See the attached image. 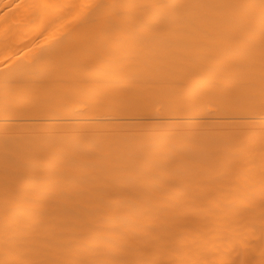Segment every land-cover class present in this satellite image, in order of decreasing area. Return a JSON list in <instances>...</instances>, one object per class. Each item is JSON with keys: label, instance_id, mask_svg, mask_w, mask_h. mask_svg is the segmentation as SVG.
<instances>
[{"label": "bare ground", "instance_id": "bare-ground-1", "mask_svg": "<svg viewBox=\"0 0 264 264\" xmlns=\"http://www.w3.org/2000/svg\"><path fill=\"white\" fill-rule=\"evenodd\" d=\"M0 30L22 32L17 46L7 37L0 47L15 46L0 50V264H264V0H0ZM81 30H106L96 33L105 41L82 35L92 36L89 45L73 43L83 69L59 38L72 44ZM206 30L236 34L215 33L221 42L209 49L215 39ZM189 31L208 38L207 52L198 40L184 47L186 39L184 50L153 53L157 41ZM46 35L58 50L53 41L42 49ZM97 42L101 50L86 49ZM31 46L38 53L25 50ZM154 60L170 67L161 86L163 64L157 71ZM57 66L69 71L59 75ZM136 96L171 100L159 106L170 114L159 115V101L154 117ZM26 99L54 113L73 103V113L101 112L67 116V108L55 117L38 105L45 116H27ZM113 106L115 115L102 116ZM198 110L204 114L193 116ZM126 130H137L135 143Z\"/></svg>", "mask_w": 264, "mask_h": 264}, {"label": "rangeland", "instance_id": "rangeland-1", "mask_svg": "<svg viewBox=\"0 0 264 264\" xmlns=\"http://www.w3.org/2000/svg\"><path fill=\"white\" fill-rule=\"evenodd\" d=\"M1 31H2V32H1ZM14 31H15V30H14ZM17 31H19V29H18ZM17 31H15V32H17ZM21 31H23V30H21ZM53 31H54L55 33H56V32H58V33H64V32H66V31H68V33L71 32L70 30H62L61 32H60V31H56V30H53ZM69 31H70V32H69ZM83 31L85 32L86 30H81V31H79V33L81 32L82 34H79L77 31H75V32H77V33H75L74 31H72V35H73V32H74V35H73V36H72L71 34H70V35H71V37L74 39V41H73V39H72V40L68 39L69 41H72V44L64 43V42H67V40H65V39L67 38V36H66V38L63 37L64 39H62L61 37H59V36H57V35H54V37H56V38L59 37L62 41L64 40V41H63V45L65 44V45H64L65 50H69V49H70L71 47H73V45L76 44V43H77V46H78V47L80 46V44H78V42L75 43V40H78V41H80L79 43H81V42H82V41H81V38H82L81 36H82V35H83V38H86V39H87V36H90V35L93 36V35H95V36H98V40H100L101 36L96 35V33H97V34L99 33V34L101 35V32H104V31L106 32V30H96V33H95V34H91V32L94 33L95 31H94V32H93V31L89 32L90 30H88V31H86V34H85ZM107 31H108V30H107ZM209 31H210V30H209ZM213 31H214V30H213ZM213 31H212V32H213ZM3 32H4V33H3ZM15 32L12 31V34H13L14 36H11V37L7 36L9 39H6V41L9 40V42H11V43H13V44H14L15 42L18 44V41H19V39H20L19 36L22 35V32H19V34H18V33L15 34ZM23 32L25 33V31H23ZM54 32H51V33L49 32V34H47V35H49V36L51 37V36H53V33H54ZM109 32H110V30H109L108 33H107L108 36H109ZM111 32L113 33L112 30H111ZM191 32H192V31H189V34H190ZM233 32H234V31H233ZM233 32L231 31L230 34L227 32L228 34H227L226 36H230V38L227 37V38H225V39H223V38H224V34H222V32L216 31L215 33H220V34H222V36H223L222 39H223V40H226V39H231L232 36H235V35H232ZM0 33H1V34H0V37L3 36V37H2V40H1V38H0V43H1V41L3 42V41L5 40V38H7L6 35H5V33H8V32H7V31L0 30ZM55 33H54V34H55ZM87 33H88V34H87ZM178 33H180V31H178ZM187 33H188V32H187ZM193 33H194V32H193ZM193 33H192V37H191V34H190V36H188L187 38H184V37H179V38H175V39L171 38V39H170L171 41L168 40V39H166V40L170 41V43H172L173 46H174V44H175V46H176L177 42H178V43L180 42V43H181V46L178 47V46L180 45V43H179V45L177 44V47H176V48L173 47L172 45H169V43H168V45L171 46V48H168V46L166 45L168 41H166V40H165V41H166V44H165V45H166L167 47H165V45L163 46V44L165 43V42H163V40L160 41V42L157 41V42H156L157 44H158V43L160 44L161 42H162L163 44H162V43H161L162 45H161V44H160V45L158 44L157 49H156V47L154 46V47H155V51H154L153 53L160 55V54H159V52H160L161 55H163L165 52H171V51L173 52L172 49H180V50H184V49H185L184 47H186L188 44H191L190 46H193L194 44H196L195 46L197 47V45L200 43V41H201V43H200L199 45H201V44L203 43V44L201 45V47H200V48H202V47L204 46V42H207L206 39H208V38H204V36H203V39H205V41H204L203 39H201V40L199 41L198 39H199V36H201V33L199 34V36L197 35L198 37H195L196 34L193 35ZM198 33H199V32H198ZM210 33H211V32H210ZM215 33H211V34H209L208 30H206V35L208 34V36H209L210 38H211V35H212V38L215 39V40H214V43H215V41H216V38L214 37V34H215ZM225 33H226V32H225ZM50 34H51V35H50ZM75 34H79L80 37H78V36L75 35ZM102 34H103V33H102ZM202 34L205 35L204 32H203ZM220 34H219V35H220ZM234 34H236V33L234 32ZM1 35H2V36H1ZM15 35H16V36H15ZM47 35H46V37H43V39H45V38L47 39V38L49 37V36L47 37ZM70 35L68 36V38H71ZM84 35H85V36H84ZM104 35H105V34H104ZM104 35H103V37L106 36V35H105V36H104ZM215 35H216V37H217V34H215ZM17 36H18L19 38H18ZM74 36H75V37H74ZM92 36H91V37H92ZM108 36H106V37H108ZM193 36H194L195 40L190 39V37L193 38ZM12 37H13V38H12ZM14 37H15V39H14ZM50 37H49V38H50ZM91 37H89V39H88L89 41L91 40V39H90ZM99 37H100V38H99ZM106 37H105V38H106ZM109 37H111V36H109ZM206 37H207V36H206ZM17 38H18V39H17ZM77 38H79L80 40L77 39ZM112 38H114V37L112 36ZM112 38H110V39H112ZM181 38L184 39V41L181 40ZM201 38H202V37H201ZM218 38L220 39V37H218ZM13 39H14L15 41H13ZM41 39H42V38H41ZM51 39H52V40H51ZM53 39H54V38L52 37V38H50L51 41H50L49 39H47L48 41H47V40H46V41L44 40V42L42 41V42L39 43V44H41L43 50H47V49H49V47L46 48V49H44V47H45L44 45H47L46 43H48V45H49V44L53 41ZM57 39H58V38H57ZM102 39H103V41H105L104 38H101V40H102ZM119 39H120V38H119ZM119 39H118V40H119ZM176 39H177V40H176ZM178 39H179L180 41H178ZM186 39L189 40L190 43H189V41H186ZM219 39H218V41L221 42V40H219ZM232 39H233V38H232ZM232 39H231V40H232ZM16 40H17V41H16ZM61 40L58 39L57 42L60 43V42H62ZM82 40H83V39H82ZM88 40H87V42H85L86 40H84V42H82L83 44H81V46H83L84 43H86V44L89 45ZM93 40H94V37H93ZM114 40H115V39H114ZM172 40L175 41L176 43H175V42H172ZM191 40H192V41H191ZM197 40H198L199 43L197 42ZM223 40H222V41H223ZM6 41L3 42V45H2V43H1L0 47H1V46H5L4 43H6ZM55 41H56V39H55ZM69 41H68V42H69ZM95 41H97V40H96V37H95ZM103 41H100V42H103ZM106 41L109 42L110 40L107 39ZM185 41H186V42H185ZM194 41H196V43H195ZM211 41H213V40H211V39L208 40L207 43H209L210 45H208V44L206 43V44H205L206 47H208V46H209L210 48H211L212 46L215 47V45L217 44V42H216L214 45H212V42H211ZM227 41H228V40H227ZM9 42H8L6 45H9ZM49 42H50V43H49ZM57 42H55V43L57 44ZM91 42H92V41H91ZM91 42H90V43H91ZM112 42H113V40H112ZM117 42H120V41H117ZM183 42H185L186 44L183 43ZM210 42H211V43H210ZM219 42H218V44H220ZM16 43H15L14 45L17 46ZM53 43H54V41H53L51 44H53ZM70 43H71V42H70ZM73 43H74V44H73ZM92 43L95 45L96 42H92ZM109 43H110V42H109ZM109 43H108V44H109ZM143 43H144V45H145V42H143ZM182 43L184 44V47H183V44H182ZM13 44H10V45H9V46L11 47V49L13 48ZM43 44H44V45H43ZM66 44H69V46L66 45ZM93 44H92V46H87L86 49H88V47H90L91 49H92V48H95V49H92V51L95 53V52H97V48H99L98 46L100 45V43L97 42L98 45H96V46H94ZM101 44H103V43H101ZM105 44L107 45V42H106ZM114 44H115V43H114ZM114 44H112V45H114ZM117 44H119V43H117ZM218 44H217V45H218ZM53 45H54V47L51 46L50 49H51V50H52V49H56V50H58V49H57V46H56V48H55V44H53ZM60 45H61V43H60ZM60 45L58 44V46H60ZM71 45H72V46H71ZM90 45H91V44H90ZM110 45H111V44H110ZM141 45H142V43H141ZM155 45H156V44H155ZM185 45H186V46H185ZM199 45H198V46H199ZM38 46H40V45H37L36 47L38 48ZM41 46H40V47H41ZM43 46H44V47H43ZM77 46H75V48L73 47L72 50L70 49L71 52H69L70 50H69L68 52H69V53H73V54H72L73 56H72L71 54H69V55H70L71 57L75 58L78 62L80 61V66H81V64H82V65L84 64L83 61H81V60H82L81 55H83V52H81V51H83V50H80V51H78V52L76 51V52H75L76 54H74V51H73V50H74V49L77 50V49H78V48H76ZM81 46H80V47H81ZM142 46H143V45H142ZM156 46H157V45H156ZM160 46H161L162 49H164L163 47H165L166 49H165V50H162V49L160 48ZM162 46H163V47H162ZM218 46H219V45H218ZM10 47H6V50L8 49L7 51H8L9 53L12 52V50L15 48V46H14V48H13L12 50L9 49ZM33 47H34V46H33ZM62 47H63V46H62ZM84 47H85V45L83 46V48H84ZM96 47H97V48H96ZM106 47H108V46H105V48H106ZM109 47H110V46H109ZM123 47H124V46H123ZM209 47H208V48H209ZM214 47H213V48H214ZM4 48H5V47H2V48H0V50H2L3 53H4V51H5V54H6L7 52H6V50H4ZM68 48H69V49H68ZM90 48H89V50H90ZM101 48H102V47H101ZM105 48H104V49H105ZM141 48H143V47H141ZM167 48H168V49H167ZM188 48H190V47H188ZM194 48H195V47H194ZM194 48H193V49H194ZM200 48H199V49H200ZM210 48H209V49H210ZM20 49H21V48H20ZM20 49L18 48V50H17V47H16L15 50L18 51L19 53L22 52L21 54H25L27 51H28V52H29V51H33V54H34V55H35V53H36L38 50H39V51H43L42 49H39V48H38V50H36V48H35V47L32 48V46H31L30 49L28 48L29 50L25 48V50H27V51H22V50H24V49H21V51H19ZM33 49L35 50V53H34V50H33ZM62 49H63V51H64V48H62ZM108 49H109V48H106V50H108ZM170 49H171V50H170ZM190 49L192 50V48H190ZM199 49H198V50H199ZM214 49H215V48H214ZM9 50H10V51H9ZM59 50H60V49H59ZM78 50H79V49H78ZM89 50H87V51H89ZM95 50H96V51H95ZM99 50H101V49L99 48ZM99 50H98V51H99ZM157 50H159V52H158ZM160 50H162V52H161ZM187 50H189V49H187ZM198 50H197V51H198ZM203 50H205L204 47H203ZM203 50H202V51H203ZM206 50H208V49H206ZM206 50H205V52H207ZM84 51H85V49H84ZM92 51H91V52H92ZM156 51H157V53H156ZM175 51H176V50H174V52H175ZM185 51H186V50H185ZM185 51H184V52H185ZM18 52H13L12 55L15 54V53L17 54ZM79 52H81V54H80ZM85 52H86V51H85ZM176 52H178V50H177ZM190 52H191V51H190ZM193 52H196V51L194 50ZM9 53H8V55H9ZM37 53H38V52H37ZM78 53H79L80 57H79ZM89 53H90V52H89ZM179 53H181V51H179ZM185 53H188V51H186ZM191 53H192V52H191ZM21 54H20V55L17 54V55L21 56ZM29 54L31 55V53H27V55H29ZM86 54H88V52H87ZM86 54L84 53L83 60H84ZM1 55H2V54H1ZM17 55H16V56H17ZM30 55H29V56H30ZM75 55H78V57L75 56ZM17 57H18V56H17ZM36 60H37V59H34V62H35ZM37 61H38V60H37ZM37 61H36V64L38 63ZM53 62H55V61H53ZM120 62H122V61H120ZM147 62H150V61H147ZM147 62H144V63L147 64ZM155 62H156L155 60L152 62V63H153V66H151L150 63L148 64V66H145L146 64H144V63H143V65H144L145 67H147V68L149 67V65H150L151 67H154V63H155ZM160 62H161V61H160ZM160 62H158V63H160ZM23 63H24V62H23ZM39 63H41V62H39ZM39 63H38V64H39ZM158 63H156V67H157V64H158ZM15 64H16L17 66L19 65V67H20V64H21V63H19V64H18V63H15ZM15 64H13V66H14L13 68L16 67ZM25 64H26V65H30L29 63L27 64V62H26ZM38 64H37V65H38ZM49 64H50V63L45 64V65H47L46 67H48V66H49V67H52V68H50L51 71L48 70L49 67H48V69H47L45 66H43V64H42V66L45 67V68L49 71L48 76L50 75V76L52 77V75H51L52 73H51V72H52L53 66L57 65V62H55V63L53 64V66H52V64H51V66H50ZM116 64H117V63H116ZM162 64H163V66H161ZM22 65H23V64H22ZM26 65H25L24 69L27 68V69L30 71L32 68H28ZM37 65H34V63H33V66H35V67H37ZM58 65H59V64H58ZM65 65H66V64H65ZM4 66H6V65H3L2 68H3ZM33 66H32V63H31V67H33ZM61 66L63 67L64 65L61 63ZM76 66H77V67H80V66L77 65V64H76ZM158 66L163 67V69H162V68L160 69V70H162V71L159 72V77L162 75V73H163L164 71L167 72V70H164V68H167L168 70L170 69V67H169V68H168V67H165V66H167V65H165L163 62L160 63ZM0 67H1V66H0ZM21 67H22V66H21ZM43 67H42V68L40 67V68L43 70ZM58 67H60V66H57V68H56V67H54V68L57 70L56 72H57V74H59V75L62 74V73H64L65 70H66V68L68 69L67 66L65 67L64 70L62 69V67H60L61 70L58 69ZM77 67H75V68H77ZM113 67H114V65H113ZM156 67H154V69H155ZM252 67H253V66H252ZM259 67H260V65H259ZM4 68H5V67H4ZM17 68H18V67H16V69H17ZM81 68H82V66H81ZM81 68H78V69H81ZM114 68H116V66H115ZM147 68H145L144 73H145L146 70L150 69V68H148V69H147ZM250 68H251V67H250ZM250 68H249V69H250ZM254 68H255V67H254ZM261 68H263V70H264V66H263V65L261 66ZM0 69H1V68H0ZM8 69H10V67H8ZM16 69H15V70H16ZM18 69H20V68H18ZM21 69H22V68H21ZM36 69L39 70V73H40V69H39V67L36 68ZM82 69H83V68H82ZM157 69H158V67H157ZM157 69H155V70H157ZM249 69H248V70H249ZM28 70H27V71H28ZM42 70H41V72H42ZM53 70H54V69H53ZM62 70H63V71H62ZM141 70L143 71V66H142V69H141ZM151 70H153V69H151ZM163 70H164V71H163ZM29 71H28V72H29ZM34 71H35V70H34ZM58 71H60V73H59ZM61 71H62V73H61ZM67 71H69V70H66V72H67ZM157 71H159V69H158ZM170 71H171V70H170ZM243 71H246V70H243ZM243 71H242V73H244ZM251 71H252V70H251ZM260 71H261V70H260ZM30 72H32V71H30ZM43 72H44V75L47 77V75H46L47 73H45L46 70H44ZM54 72H55V71H54ZM56 72H55V73H56ZM148 72H149V71H148ZM150 72H151V71H150ZM150 72H149V73H150ZM161 72H162V73H161ZM240 72H241V71H240ZM35 73L39 74L38 72H35ZM35 73H34V77H36V76H35ZM144 73H143V74H144ZM146 73H147V72H146ZM146 73H145V74H146ZM160 73H161V75H160ZM164 73H165V72H164ZM164 73H163V74H164ZM168 73H169V72H168ZM242 73H241V74H242ZM28 74H29V73H28ZM32 74H33V72H32ZM32 74H29V75L32 76ZM41 74H43V73H41ZM57 74H55L56 76H53V77H57V76H58ZM244 74H245V73H244ZM38 76H39V75H37V77H38ZM40 76H41V75H40ZM40 76H39V77H40ZM50 76H49V77H50ZM164 76H165V75H164ZM159 77H158V78H159ZM162 77H163V75L161 76V78L158 79V81H159V82H158V83H159V86H161V85H160V81H161L162 83H164V81H162V80H163ZM244 77H245V75H244ZM143 78H145V77H143ZM52 79H53V78H52ZM158 83H157V85H158ZM69 89H70V88H69ZM69 89L67 88V90H69ZM65 90H66V89H65ZM37 91H39V90H37ZM40 91H41V90H40ZM157 92H158V91H157ZM138 96H140V95H138ZM138 96H136L135 98H138ZM141 97H143L142 94H141ZM24 98H25V97H23V100H25ZM26 98H27V97H26ZM135 98H134V99H135ZM21 99H22V98H20L19 101H20ZM39 99L41 100V98H38L37 100H39ZM134 99H133V100H134ZM138 99H139V98H138ZM145 99H146V98H145V96H144V101H145ZM158 99H159V98H158ZM158 99H157V100H158ZM23 100H22V101H23ZM28 100H29V99H28ZM28 100L26 99L25 103H26V102H29ZM35 100H36V99H35ZM37 100H36V101H33V104H34L35 107L37 106V107H36V110H38V111H36L34 107L32 108V105H33V104H31V103L29 102V104L27 105V107H25V108H28V110H25L26 113H25V111H23L22 113H24V114H26V115L28 116V114H29L28 112L31 111V109H33L37 114H36V113H33L34 111H32V112H31L32 115L35 114V115L37 116L38 113L41 112V111H40V108H39V106H41V105L38 104V105H39V106H38L37 104H35V102H37ZM133 100H132V101L130 100V101H131V102H134L135 100H134V101H133ZM140 100L142 101V103H143L144 106H145L147 100H146L145 103L143 102V98L139 99L138 101L141 102ZM168 100H169V99H168ZM168 100H166V101L168 102V105H170L171 103L169 104V102H171V100H169V101H168ZM136 101H137V100H136ZM159 101H160V103H159ZM159 101H156L157 103L154 102V103H156V104L159 103V104H158V107L155 106V108H156V107L158 108L157 110H159V106H160L161 103H162L161 100H159ZM54 102H55V101H54ZM131 102H130L129 104H131ZM139 102H137V103H139ZM148 102H149V103H148ZM148 102H147L148 104H151V106H150V105H149V106H150V109H152V114L156 113V111H153L155 108L152 106V104H154V103L151 102V101H148ZM150 102H151V103H150ZM167 102H164L163 104H165V105H161V106L166 107V106H167V105H166ZM37 103H38V102H37ZM41 103H43V102H41ZM56 103H57V102H56ZM70 103H71V104H70ZM142 103H140V104H142ZM22 104H23V103H22ZM30 104H31V105H30ZM44 104H46V103H44ZM44 104H43V106H41V107L44 108V107H45ZM68 104H69V105H72V102L67 103V105H68ZM74 104H76V103H73V106H75ZM132 104H133V103H132ZM132 104H131V105H132ZM134 104H135V102H134ZM140 104H136V105H140ZM143 104H142V106H143ZM156 104H154V105H156ZM172 104H174V103L172 102ZM29 105H30V106H29ZM48 105H49V107L51 106L50 103H47V106H46V107H48ZM67 105H64V106L66 107ZM69 105H68V106H69ZM17 106H18V107L20 106V108H21V105H19V103H18V105L16 104L15 108H17ZM23 106H25V105L23 104ZM23 106H22V109H24ZM64 106H63V107H64ZM73 106H71V107L69 106V108L66 107V108H65L66 110L63 109V110H65V112H64V111H61V112L63 113V115H62V113L60 112V110H62V106H61V105L59 106V107H61V109L58 110V109H59V108H58V109L55 110V111H59L58 113L61 114L60 116H64V114H65L66 112H68V110L70 109V110H69L70 112L68 113V115H67V113H66L67 116H70L69 114H70L71 112H72L71 115H73V116H75V115H76V116H79V115H77V114L82 113L81 110H80V112L78 111L77 113H76V110H75L74 113H76V114L74 115L73 111H71V110L75 109ZM76 106L78 107V105H76ZM76 106H75V107H76ZM127 106H130V105L127 104ZM142 106H141V107H142ZM144 106H143V107H144ZM146 106L148 107V105H146ZM174 106H176V105H174ZM241 106H243V104H242ZM29 107H30V109H29ZM52 107H54V105H53ZM56 107H57V105H55L54 108L56 109ZM77 107H76V108H77ZM105 107H106V106H105ZM105 107H104V108H105ZM110 107H111V106H110ZM130 107H132V106H130ZM130 107H129V108H130ZM141 107H140V109H138V108H139V107H138L137 110H138V111L143 110V109H142L143 107H142V108H141ZM171 107L173 108V106H171ZM67 108H68V110H67ZM106 108H107V107H106ZM112 108H113V109H112ZM112 108H111V109L108 108V109H110L109 111H108L107 109H105V111L107 110L106 113H104V109H103V111H102V114H103V115H102V114H101V115L104 116L105 114H110V113L115 115V112H114L115 109H114V108H116V106H113ZM134 108H135V106H134ZM145 108H146V107H144V110H145ZM162 108H163V107H160L159 113H161L163 110H164V112H165V109H162ZM166 108H167V107H166ZM172 108L169 110V111H171V113L177 110V111H179L178 113L181 115V110L178 109L179 107H178V108H173V109H172ZM239 108H240V107H239ZM239 108H238V109H239ZM246 108H247L246 105H245L244 107H241V108L239 109V112H241V111L244 112V110H245ZM17 109H18V108H17ZM44 109H45V108H44ZM52 109H53V108H52ZM79 109H80V108H79ZM126 109H128V108H126ZM168 109H169V108H168ZM168 109H167V110H168ZM242 109H244V110H242ZM41 110H42V108H41ZM46 110H47V109H45V111H46ZM48 110L50 111L51 109L49 108ZM53 110H54V109H53ZM77 110H78V108H77ZM87 110H88L89 112H88ZM87 110L85 109L86 113L88 112V114H89L90 112H92V111H93V113L95 112V109H92L91 111H90V109H87ZM100 110H101V109H99V111L96 110L97 113H98V112H101ZM112 110H113V111H112ZM130 110H133V109L131 108ZM144 110H143V111H144ZM147 110H148V108H147ZM155 110H156V109H155ZM167 110H166V111H167ZM172 110H173V111H172ZM18 111L20 112L21 109H20V110L18 109ZM49 111H46V112H47V113L52 112V110H51L50 112H49ZM127 111L129 112V109H128ZM8 112H10V109H9V111H7V113H8ZM46 112H45V113H46ZM140 112H141V111H140ZM153 112H154V113H153ZM157 112H158V111H157ZM164 112H163V113H164ZM10 113L12 114V112H10ZM31 113H30V115H31ZM41 113H43V112H41ZM52 113H54V111H53ZM52 113H51V114H52ZM58 113L55 112L54 114H52V116H53V115H54V116L56 115L55 117H57V115L59 116ZM86 113H82V114H85V115H86V118H87V114H86ZM97 113L95 112V114H97ZM150 113H151V112H150ZM159 113H157V114H159ZM165 113H166V112H165ZM165 113H164V115H163L162 113H161L162 115H161V114H159V115H160V116H168V114H170L169 112H167V114H165ZM195 113H196L197 115L204 114L203 110H202V111H200V110L195 111L193 114H195ZM51 114H50V117H51ZM95 114H94V115H95ZM123 114L125 115V112H124ZM127 114H129V113H127ZM127 114H126V115H127ZM130 114H131V113H130ZM130 114H129V115H130ZM147 114H148L149 116H148ZM182 114H183V113H182ZM196 114L193 115V116H197ZM26 115H25V116H26ZM30 115H29V117H30ZM42 115H44V113H43ZM42 115H39V116L42 117ZM90 115L92 116L93 114H90ZM90 115H89V116H90ZM94 115H93L92 117H89V116H88V119H89V118H96L97 115H96V116H94ZM129 115H128V116H129ZM143 115L146 116V117H147V116H148V117H152V116H153V115L151 116V114H149V110H148V112L146 111L145 114L143 113ZM36 116H34V117H35V118L39 117V116H37V117H36ZM44 116H45V115H44ZM47 116H48V115H47ZM81 116H82V115H81ZM83 116H84V115H83ZM31 117H33V116H31ZM99 117H100V113H99ZM99 117H98V118H99ZM154 117H155V114H154ZM43 118H44V117H43ZM7 121H10V120H7ZM6 123H8V122H6ZM9 123H11V122H9ZM1 126H2V125H1ZM10 126H11V124H10ZM169 127H170V126H169ZM169 127H168V128H169ZM1 128H2V127H1ZM5 128L8 129L9 127H8V128L5 127ZM165 128H166V127H165ZM171 128H172V126H171ZM6 129H5V131H6ZM161 129H162V128H161ZM2 130H3V129H1L0 131H2ZM151 130H152V129H150V131L147 130V132H148V131L151 132ZM162 130H163V132H165V133L167 132V129H166L165 131H164V129H162ZM162 130H160V129L158 130L159 133L161 132L160 134L163 133ZM170 130L173 131V129H170ZM118 131H119V130H118ZM118 131H117V132H118ZM120 131L122 132V130H120ZM120 131H119L118 133H120ZM129 131H130V130H128V131L126 130L125 133H124V134H126V136H129V138L127 137V140H126V138L124 137V139H125L126 141H129L128 139H131L130 141H132V140H133L132 136L134 135L135 132H137V130L134 131V133H133V135H132V133H130V132H132L133 130H131L130 132H129ZM143 131H145V130H143ZM152 131H153V130H152ZM104 132H105V134L107 133V131H104ZM104 132L101 133V135L103 134V137H104V135H105ZM127 132L129 133V135H127V134H128ZM139 132H140V131H139ZM141 132H142V131H141ZM145 132H146V131H145ZM145 132H143V133H145ZM153 132H155V131H153ZM153 132H152V133H153ZM173 132H174V131H173ZM24 133H25V131H24ZM26 133H28V132H26ZM114 133H115L116 136H117V135L119 136V134L116 133V131H114ZM165 133H164V134H165ZM124 134H123V135L121 134L119 137H118V136H117V137L114 136V138H115V139H116V138H119V141L122 140V143H123L124 140L121 139V138H122L123 136H125ZM138 134H139V133H138ZM164 134H163V135H164ZM106 135H108V134H106ZM106 135H105V136H106ZM130 135H131V136H130ZM130 137H131V138H130ZM136 137H137V140H138L139 137L136 136V133H135V138H136ZM38 138H39V137H38ZM41 138H42V137H40L39 141H42ZM106 138H107V136H106ZM103 139H104V138H103ZM134 140H136V139H134ZM134 140H133L132 142L135 143L137 140H136V141H134ZM126 141H125V142H126ZM139 141H140V139H139ZM120 142H121V141H120ZM125 142H124V143H125ZM124 143H123V144H124ZM83 152H84L85 155L83 154ZM85 152H86V151H82V154H83V156L86 157V156H88V155H87V154H88V151H87L86 153H85ZM77 157H79V156H76V158H77ZM85 157H83V158L85 159ZM83 158H82V157H79V159H83ZM74 160H75V159H74ZM78 161H79V160H78ZM74 162L76 163V161H74ZM80 162H81V161H80ZM76 164H77V166H79L78 163H76ZM76 164H75V165H76Z\"/></svg>", "mask_w": 264, "mask_h": 264}]
</instances>
